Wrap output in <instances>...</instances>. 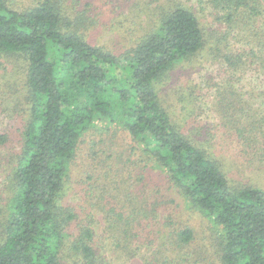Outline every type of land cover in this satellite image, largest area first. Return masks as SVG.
I'll use <instances>...</instances> for the list:
<instances>
[{
  "label": "trees",
  "instance_id": "obj_1",
  "mask_svg": "<svg viewBox=\"0 0 264 264\" xmlns=\"http://www.w3.org/2000/svg\"><path fill=\"white\" fill-rule=\"evenodd\" d=\"M169 2L151 27L135 37L130 31L126 45L113 48L103 42L109 26L95 0H38L24 8L0 0V55L13 58L22 72L27 104L19 148L6 156L8 183L0 191V216L6 215L0 264H109L90 223L75 234L67 230L77 217L64 204L74 162L98 171L90 175L88 197L100 187L102 196L109 176H121L118 185L128 191L130 205H110L121 203L112 196L98 203H104L105 230L117 231L124 250L149 244L156 264L206 259L186 252L195 238L189 225L179 223L165 235L160 229L158 237L145 233L160 206L150 199L160 191L159 179L150 193L145 190L152 169L166 176L167 188L176 189L188 209L213 223L221 264H264V188L233 181L208 146L204 124L191 125L188 112L176 116L163 93L180 64L207 47L217 56L227 34L209 31L192 7ZM212 2L216 20L229 26L240 12L257 15L264 8V0ZM224 59L234 68L245 63L233 50ZM219 103L227 124L250 116L240 100L222 94ZM262 122L247 124L249 137L237 128L242 144L255 145ZM122 133L129 139L127 156L118 154ZM8 143L0 130V147ZM169 245L178 255H165Z\"/></svg>",
  "mask_w": 264,
  "mask_h": 264
},
{
  "label": "rangeland",
  "instance_id": "obj_2",
  "mask_svg": "<svg viewBox=\"0 0 264 264\" xmlns=\"http://www.w3.org/2000/svg\"><path fill=\"white\" fill-rule=\"evenodd\" d=\"M13 1L24 8L26 7L24 5L38 0ZM169 1L95 0L99 4L98 11L104 15L103 20L104 22L107 20L109 26L102 37L103 42L113 48L125 46L127 40L131 38L128 36L129 32L132 31L134 33L132 37H135L151 27L156 20L155 15L163 11V5L171 4ZM179 1L192 7L209 31L219 30L227 36L219 42L220 53L217 56L211 53L210 47H207L191 60L180 64L178 70L174 71V77H176L174 82L167 84L163 89L171 105V111L178 117L183 116L185 112L191 113V119L189 118L191 125L198 122L204 124V130L208 131V146L212 151L214 150V155L220 160L233 181L264 188V129L258 131L257 141L253 143L254 146L250 145L251 147L242 144L244 141L239 138L240 131L237 130V128H244L241 132L246 134L250 130L248 125L253 123L254 118L262 120L264 126V8L257 15L240 12L236 20L238 23L232 24V29L225 21L216 20L218 9L213 6V0ZM243 21L249 26L245 28ZM231 50L238 58L244 60L245 63L242 66L238 65L234 68L226 65L225 54ZM23 77L13 58L0 55V130L9 135L8 145L0 147V191L8 183L7 169L9 168L6 156L13 149L19 148V140L25 126L27 104L24 98ZM230 89L235 91L234 95L228 93ZM222 94L230 97L231 101L232 98L241 101L243 112L250 115L243 116L245 123L241 122L235 126L227 124L228 121L226 122L223 117L224 107L219 103V97ZM253 115L255 116L252 117ZM225 124L232 129L226 128ZM99 134L100 130L96 132L97 136ZM120 135L117 137L118 142L123 143L120 144L118 154L124 153L127 156L129 139L124 133ZM250 135L251 133L247 136ZM107 143H111L110 139H107ZM121 158H115L116 167L120 165ZM74 164L70 172L69 189L64 197V204L73 207L77 217L70 223L67 230L75 234L81 223H90L95 229V246L109 264H156L153 246L141 244L138 249L133 243L131 250L126 251L122 245L118 244L117 231L112 233L109 229L105 230L107 226L105 211L101 210L100 206L104 203L100 204L98 201H105V198L107 201L111 199L109 196H112V202L120 201L121 203H110V205L122 203L126 207L130 205L124 200L128 191H121L118 185L121 176L111 175L108 181L105 180L108 191L102 196H100L99 189L102 188L100 187L97 188L98 190L91 188V195L88 197L90 175L97 174L98 171L95 170L96 168L90 169L78 162ZM114 171L112 174L116 173ZM157 179L161 185L160 191L158 193L156 189L154 197L151 196L150 199L152 203H160V206L155 213L153 227L149 230L147 228L148 231L146 230L145 233L155 234L158 237L160 229L161 234H167L179 223L189 225L194 230L195 238L185 247L186 252L197 259L206 256V259L198 264H221L218 256L220 233L216 231L213 223L201 214L188 209L179 192L176 189L167 188L166 176L163 173L152 169L148 171L145 188L148 193L155 188ZM121 185L126 187L128 184ZM5 224L6 215L3 213L0 216V232ZM171 248L169 245L165 255L168 257L178 255L177 251Z\"/></svg>",
  "mask_w": 264,
  "mask_h": 264
}]
</instances>
